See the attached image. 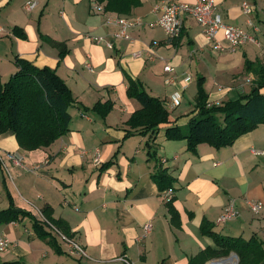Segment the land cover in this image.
Segmentation results:
<instances>
[{
  "label": "crops",
  "instance_id": "0c3cea01",
  "mask_svg": "<svg viewBox=\"0 0 264 264\" xmlns=\"http://www.w3.org/2000/svg\"><path fill=\"white\" fill-rule=\"evenodd\" d=\"M27 1L35 3L29 11L24 9ZM159 1L142 0L130 13L118 14L96 10L94 0H0L1 81L16 71L17 55L38 67L54 68L75 99L69 131L49 146L27 150L10 130L0 134V148L21 157L25 166L13 167L10 176L0 167V210L9 206L7 193L17 212L45 210L52 225L84 252L70 251L56 231L41 223L61 248L55 252L36 233L32 219L18 215L14 221L0 222V237L9 240L0 264H125L122 257L132 264H188L208 247L217 248L202 234V221L224 236L249 239L255 234L264 240V124L229 146L216 149L199 143L195 153L187 150L184 140L164 136L167 127L188 122L199 76L209 104L219 105L250 90L256 76L244 61L264 66V0H214L223 22L242 27L255 39L235 49L221 33V46L214 47L185 14L180 36L168 39L156 24L159 12L154 6ZM242 2L252 7L250 13L243 12ZM120 17L138 21L128 29L131 39L115 36L113 20ZM15 26L25 39L13 34ZM49 38L65 49L62 59ZM165 65L172 70L164 71ZM129 78L162 100L169 113L153 141L152 134H140L127 124L141 107L127 94ZM260 92L264 94V87ZM175 93L180 94L177 105ZM107 100L113 106L104 118L90 110ZM148 149L155 155L150 157ZM109 160L112 163L102 168ZM158 169L171 179L165 188L173 190L170 201L152 178ZM231 200L238 216L217 222ZM252 201L262 204L259 212L250 209Z\"/></svg>",
  "mask_w": 264,
  "mask_h": 264
},
{
  "label": "trees",
  "instance_id": "16d2710c",
  "mask_svg": "<svg viewBox=\"0 0 264 264\" xmlns=\"http://www.w3.org/2000/svg\"><path fill=\"white\" fill-rule=\"evenodd\" d=\"M94 1L103 4L104 11L118 14H128L142 2V0ZM12 32L15 36L26 38V34L20 27H13ZM39 35L43 37L40 31ZM49 42L59 48V60L62 59L66 52L65 49L50 38ZM13 63L16 66V71L5 82H2L0 77V134L10 130L18 145L27 150L49 146L54 140L69 131L70 107L75 102L72 92L54 68L38 67L17 55L14 56ZM244 63L246 69L256 76L246 94L233 100H225L219 105L209 104L207 93L203 87V77L199 76L192 115L183 127L178 125L167 127L164 132L165 138L184 140L187 150L195 153L199 143H207L216 149L229 146L240 135L251 131L259 124H264V94L260 92L264 87V66L257 60L251 61L247 58ZM127 94L141 105L130 115L127 124L131 128H138L137 131L140 134H152L149 140L153 141L158 126L168 122L169 113L164 102L149 95L142 83L136 79H128ZM112 106L111 100L98 101L90 110L104 118ZM129 134L127 131L126 136ZM147 152L150 157L155 155L154 151L149 149ZM111 163L112 160H109L101 167L106 168ZM152 178L161 190L169 187L171 182L163 169L155 171ZM7 197L9 206L0 210V222L14 221L18 215L30 217L36 233L43 239H47L55 252L60 253L61 248L55 238L43 229L41 223L27 210L22 209L17 212L9 193H7ZM169 203L167 202V204ZM169 209L172 216L175 217L176 212L172 208ZM43 211L45 212V210ZM46 216L50 222L53 221L48 218V214ZM201 232L211 237L217 248L208 247L191 258L188 264H203L208 257H224L230 252H235L238 256L237 264H264V240L257 235L253 234L249 239L240 236H224L212 231L207 221H202Z\"/></svg>",
  "mask_w": 264,
  "mask_h": 264
},
{
  "label": "built area",
  "instance_id": "2783aa9c",
  "mask_svg": "<svg viewBox=\"0 0 264 264\" xmlns=\"http://www.w3.org/2000/svg\"><path fill=\"white\" fill-rule=\"evenodd\" d=\"M34 2L27 1L24 3V9L30 10L34 6ZM93 7L98 11H104L103 5L94 4ZM242 10L244 13H250L252 7L247 2H242ZM154 10H157L158 16L156 24L162 28L167 38L170 40L177 39L182 31L183 16L188 15L194 19V21L201 27L206 40L212 43L214 47H220V43L217 40V35L221 33L224 39L227 41L231 49H235L237 46L241 45L246 41H254L255 39L249 35L242 27L228 24L222 21L221 15L214 3V0H194L193 2H183L179 0H161L155 6ZM117 24L116 37L131 39L128 29L134 25L138 24V21L129 20L124 17L117 18L113 20ZM1 30V27H0ZM97 41L101 39L100 37H94ZM156 44V41L153 42ZM148 56L153 58V53L148 52ZM170 65L164 66V71H171ZM189 80V77L186 78ZM171 81L170 79L166 80ZM180 94L175 93L173 96V104L177 105L179 103ZM216 104V103H211ZM260 153H264L261 151ZM0 167L5 174L10 176L11 169L13 167L23 168L25 167L22 158L17 156L14 152L7 151L0 148ZM34 168H37L34 167ZM173 190L171 188L165 189L163 191V197L165 201H170L172 198ZM249 207L252 212H259L262 204L260 202H249ZM37 221L40 223L51 227L60 238L67 243L70 251L73 253L84 255L83 249L74 241L70 240L63 233H60L52 223L47 219L42 210L38 207H32L29 211ZM238 216V211L231 200L224 207L222 213L218 216L217 222L225 223L229 220L235 219ZM144 231L147 232L150 225L146 223L144 225ZM9 248V240L6 237H0V254L4 253ZM122 261L125 264H132L128 259L122 257Z\"/></svg>",
  "mask_w": 264,
  "mask_h": 264
},
{
  "label": "bare ground",
  "instance_id": "6f19581e",
  "mask_svg": "<svg viewBox=\"0 0 264 264\" xmlns=\"http://www.w3.org/2000/svg\"><path fill=\"white\" fill-rule=\"evenodd\" d=\"M234 263H235V257L228 256L227 258L211 261L209 264H234Z\"/></svg>",
  "mask_w": 264,
  "mask_h": 264
},
{
  "label": "rangeland",
  "instance_id": "374dc122",
  "mask_svg": "<svg viewBox=\"0 0 264 264\" xmlns=\"http://www.w3.org/2000/svg\"><path fill=\"white\" fill-rule=\"evenodd\" d=\"M228 256H229V254L227 256H224V257L212 258V259L208 260L205 264H209L211 261H214V260H219V259H222V258H227ZM235 262H236V264L238 263L237 258H235Z\"/></svg>",
  "mask_w": 264,
  "mask_h": 264
},
{
  "label": "water",
  "instance_id": "95a60500",
  "mask_svg": "<svg viewBox=\"0 0 264 264\" xmlns=\"http://www.w3.org/2000/svg\"><path fill=\"white\" fill-rule=\"evenodd\" d=\"M17 210H20V209H17ZM229 256H233V257L237 258V260H238V256L236 255L235 252H230ZM235 264H236V262H235Z\"/></svg>",
  "mask_w": 264,
  "mask_h": 264
}]
</instances>
